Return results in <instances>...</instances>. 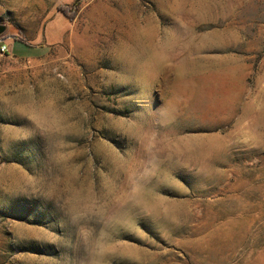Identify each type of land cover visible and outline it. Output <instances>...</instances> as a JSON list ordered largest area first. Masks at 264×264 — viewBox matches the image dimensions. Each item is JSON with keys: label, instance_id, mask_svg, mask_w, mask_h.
Masks as SVG:
<instances>
[{"label": "rangeland", "instance_id": "obj_1", "mask_svg": "<svg viewBox=\"0 0 264 264\" xmlns=\"http://www.w3.org/2000/svg\"><path fill=\"white\" fill-rule=\"evenodd\" d=\"M239 3L213 0L209 5L205 0H180L173 11L181 36L172 30L165 33L148 0H0V27L4 28L0 32V97L7 96L24 107L39 88L45 98L43 107L33 104L26 108L28 114L37 116V123L47 127L67 123L84 140L77 143L58 134L50 142L46 190L27 167L10 163L0 165V191L5 195L43 194L70 217L86 222L103 217L107 222L97 233L100 247L131 253L137 257L136 264H188L184 252L191 255L192 250L199 253L192 256V264H264V167L251 164V160H260L257 156L248 161L252 175L229 163L228 167H215L210 183L197 191L177 190L166 195L147 190L162 211L185 226L179 235L162 233L179 258L160 261V253L122 238L126 234L119 231L107 203L119 194L104 168L123 171L129 178L135 168L101 133L113 121L135 133L134 122L119 115L125 111V98L133 92L106 80L110 69L85 75L81 66L90 62L95 44L112 45L115 33L123 49L147 73L154 78L163 73L164 87L172 81L184 102L194 105L184 110L186 116L221 120L228 114L230 102L243 97L242 117L224 131L197 134L185 131L170 118L161 125L167 131L142 135L141 147L150 156L185 153L191 164L199 167L217 141L232 135L243 139L264 131V55H258L264 53V22L259 7L248 10ZM59 7H65L69 16ZM208 20L222 26L199 30ZM154 95L159 98L160 93ZM79 119L84 121L82 127ZM16 131V127L8 130L11 135ZM141 163L144 171L152 168L147 160ZM158 171L161 179L168 175L166 169ZM14 247L19 249L13 255L20 264H61L52 243L25 238ZM87 264L109 262L98 254Z\"/></svg>", "mask_w": 264, "mask_h": 264}, {"label": "snow or ice", "instance_id": "obj_2", "mask_svg": "<svg viewBox=\"0 0 264 264\" xmlns=\"http://www.w3.org/2000/svg\"><path fill=\"white\" fill-rule=\"evenodd\" d=\"M179 2L180 0H157L153 3L152 0H148L158 13L157 19L165 33L172 30L182 36L173 11V6ZM205 2L211 5L213 0ZM238 6L248 10L259 7L264 22V0H240ZM220 26L222 25L208 20L199 30ZM94 48L96 51L90 57V62L81 65L85 75L110 69V74H106L105 79L114 86L123 85L133 92V95L125 98V111L119 115L126 116L134 122L135 133L118 121L105 126L101 133L116 144L135 168V173L130 178L123 171L113 172L108 166L104 168L114 180L116 192L119 194L118 199L107 202L112 216L119 231L126 234L122 238L130 239L133 244H141L145 249L151 248L160 253L158 257L160 261L177 259L179 253L165 243L162 233L168 231L179 235L186 230L185 226L171 219L166 211H162L160 205L148 196L147 190L166 195H172L177 190L197 191L210 183V177L215 175L213 171L215 167H228L229 163L238 165L244 174L252 175L248 162L252 156L260 158L259 161L251 160L252 165L256 168L264 167V131L243 139L240 135H232L226 140L217 141L212 145L208 156L200 162L199 167L191 164V157L185 153L159 152L150 156L141 147V137L153 130L158 133L167 131L161 126L162 121L167 122L174 118L185 131L212 135L218 130L224 131L233 127L234 122L242 117L244 98L233 99L228 114L221 120L188 117L184 110L194 105L184 102V96L175 88L172 81H169V87H164L163 73L156 78L147 73L144 66L133 58L130 52L123 49L117 34L114 33L112 36V45L101 42L95 44ZM36 92V97L30 98L24 107H20L18 102L7 96L0 97V165L23 164L38 176L41 188L46 190L50 142L56 139L58 134H61L63 139L75 140L77 143H83L84 140L82 134L67 123H64L63 127H47L37 123L38 117L30 116L26 111V108H31L33 104L36 108L43 107L44 95L39 88ZM154 93H160L159 98ZM68 99L73 97L69 96ZM78 123L82 127L83 119H79ZM11 127L17 128L15 135L9 134L8 130ZM25 148L29 151H22ZM145 160L152 164L148 171L143 170L141 163ZM158 169H166L168 175L161 179ZM97 190L103 195L102 189L98 187ZM15 221H23V224L18 225ZM128 221H131V224ZM106 222L103 217L91 222H86L80 217H70L60 204L43 194L5 195L0 191V264H20L19 258L13 255L19 251L14 245L25 238L35 240L39 244H54L58 249L61 264H87L90 257L94 259L98 254H103V258L109 264H136L137 257L131 253L117 248L100 247L97 233L103 229ZM45 229L48 231L45 232ZM139 229L144 231L140 232ZM157 239L160 240V244L156 243ZM161 245H164L163 251ZM184 254L188 257V264H192V256L199 253L192 250L191 255L188 252Z\"/></svg>", "mask_w": 264, "mask_h": 264}, {"label": "trees", "instance_id": "obj_3", "mask_svg": "<svg viewBox=\"0 0 264 264\" xmlns=\"http://www.w3.org/2000/svg\"><path fill=\"white\" fill-rule=\"evenodd\" d=\"M59 10L64 14L69 16V13L67 12V9L65 7H59Z\"/></svg>", "mask_w": 264, "mask_h": 264}, {"label": "water", "instance_id": "obj_4", "mask_svg": "<svg viewBox=\"0 0 264 264\" xmlns=\"http://www.w3.org/2000/svg\"><path fill=\"white\" fill-rule=\"evenodd\" d=\"M3 29H4L3 27H0V32H2V31H3Z\"/></svg>", "mask_w": 264, "mask_h": 264}]
</instances>
